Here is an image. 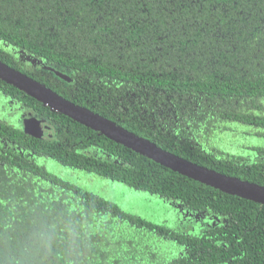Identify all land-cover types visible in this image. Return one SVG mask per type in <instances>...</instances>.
I'll list each match as a JSON object with an SVG mask.
<instances>
[{
	"label": "trees",
	"instance_id": "trees-1",
	"mask_svg": "<svg viewBox=\"0 0 264 264\" xmlns=\"http://www.w3.org/2000/svg\"><path fill=\"white\" fill-rule=\"evenodd\" d=\"M0 60L169 152L264 185V0H0ZM31 116L50 136L24 130ZM237 123L253 148L232 145ZM104 179L175 219L123 211ZM0 264H264V205L0 80Z\"/></svg>",
	"mask_w": 264,
	"mask_h": 264
},
{
	"label": "water",
	"instance_id": "water-1",
	"mask_svg": "<svg viewBox=\"0 0 264 264\" xmlns=\"http://www.w3.org/2000/svg\"><path fill=\"white\" fill-rule=\"evenodd\" d=\"M67 78L66 76H63ZM0 80L13 85L27 95L40 101L52 111L59 112L99 134L137 152L158 164L205 185L231 195L246 198L264 205V186L229 176L214 169L191 162L169 152L145 137L127 130L112 119L106 118L89 108L76 104L58 94L40 81L9 66L0 60ZM69 80V78H68ZM24 130L36 137L48 135L50 125L35 116L23 119Z\"/></svg>",
	"mask_w": 264,
	"mask_h": 264
},
{
	"label": "rangeland",
	"instance_id": "rangeland-1",
	"mask_svg": "<svg viewBox=\"0 0 264 264\" xmlns=\"http://www.w3.org/2000/svg\"><path fill=\"white\" fill-rule=\"evenodd\" d=\"M27 56L29 55L24 54V58L29 60L28 58H26ZM30 59L31 60L29 61H31L34 64L35 59H33V57H30ZM57 169L58 168L56 167L48 166V170L53 173H58ZM63 178L73 179L72 181H74L75 179L74 177H70V176H64ZM104 180L105 181L100 180V183H103L104 185L114 184L119 187L118 189H115L111 192H107L106 196L105 195L104 196L107 199L111 200L112 202H116L123 211L133 212L151 222H159L162 221V219H167V220L175 219L174 216H170V217L164 216L165 215L164 210H167V208L161 203L157 204L154 196H148L145 192L141 190L138 191L134 190L121 182L112 183L109 180L106 179ZM76 181L80 182L87 190H91V191L97 190L95 187L86 185L85 180H82L84 183L81 180H76ZM142 195L144 196L143 198Z\"/></svg>",
	"mask_w": 264,
	"mask_h": 264
},
{
	"label": "flooded vegetation",
	"instance_id": "flooded-vegetation-1",
	"mask_svg": "<svg viewBox=\"0 0 264 264\" xmlns=\"http://www.w3.org/2000/svg\"><path fill=\"white\" fill-rule=\"evenodd\" d=\"M26 58L31 60L29 56H27ZM33 59H35L34 61L37 64L39 59H36V58H33ZM28 113L30 114V112H28ZM47 131L49 132V130H47ZM230 132L232 133V136L230 137L232 145H236V146H240L242 148H248V149H251L254 147L255 140H256V134L252 128H249L247 131H244V127L241 124L237 123V124L233 125ZM48 136H50V132L48 133L47 136H44V137H48ZM258 157H260V156H258V154H256V153L254 154V156H252V158H254V159H256ZM262 157H264V156H262ZM243 180H245V179H243ZM257 183L258 182H256L255 184H257ZM258 185H260V183H258ZM261 186H264V185L261 184Z\"/></svg>",
	"mask_w": 264,
	"mask_h": 264
}]
</instances>
